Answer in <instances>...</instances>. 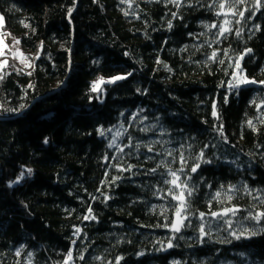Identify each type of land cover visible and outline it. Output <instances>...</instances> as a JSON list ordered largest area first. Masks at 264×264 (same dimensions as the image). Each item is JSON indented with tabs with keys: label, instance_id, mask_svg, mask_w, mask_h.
<instances>
[{
	"label": "trees",
	"instance_id": "16d2710c",
	"mask_svg": "<svg viewBox=\"0 0 264 264\" xmlns=\"http://www.w3.org/2000/svg\"><path fill=\"white\" fill-rule=\"evenodd\" d=\"M0 13L32 58L0 73V264L70 251L68 264H264V233L250 235L264 228L250 218L264 212V0H0ZM241 75L256 83L231 87Z\"/></svg>",
	"mask_w": 264,
	"mask_h": 264
},
{
	"label": "snow or ice",
	"instance_id": "6c2138e0",
	"mask_svg": "<svg viewBox=\"0 0 264 264\" xmlns=\"http://www.w3.org/2000/svg\"><path fill=\"white\" fill-rule=\"evenodd\" d=\"M121 3H126V2H129L130 3V0H120ZM171 3H174V4H179L182 2V0H170ZM225 2H227V0H225ZM245 2V0H232V3L233 5L235 4H243ZM256 3L257 5H259L261 3V0H256ZM220 8H224L225 7V3H221L220 5ZM230 10H232L230 8ZM241 16H243V12H240L239 13ZM69 15H71V10H69ZM125 15H127V13H125ZM3 16H0V25L3 24ZM225 24L229 23L228 21H225L224 22ZM27 27V25H26ZM169 28L172 27L171 23H169L168 25ZM212 27H216V25H212ZM230 29L228 28H223L221 30V35H224V33L226 32H229ZM238 36L240 35L239 32L236 33ZM16 43H19V40L15 41ZM0 43H2V41H0ZM248 52H251L252 50L251 49H248L247 50ZM2 51H0V55H2ZM216 57V53L213 52L212 53V58H215ZM39 58V57H37ZM240 59H243V56H240ZM223 61H221L222 63ZM3 65H7V61H3L2 62ZM29 67L31 66L30 64L28 65ZM167 67V66H166ZM237 68H239V64L236 65ZM169 71H171V69H169ZM29 75H31V73H28ZM128 75H131V73H128ZM127 77L126 76H115V77H112L110 78L108 81H106L107 83H114L116 81H119V80H123V79H126ZM0 79H2V77H0ZM98 83H105V80L104 78H100V80L98 81ZM247 83H256V81H249L246 77H240L239 81L237 84H233L231 85V87L233 88H239L240 84H247ZM261 84H264V81H261L260 82ZM97 88V84H94L93 85V90L95 91ZM23 107V105L21 106ZM12 111H16L15 109H13ZM215 115V112L213 113ZM249 125L251 126V121H249ZM101 135H104V132L103 130H101ZM45 143H48L47 139L44 141ZM110 147L112 146L111 144L109 145ZM149 151H152V148L149 147L148 148ZM171 154V153H169ZM203 155V153H201V156ZM206 163H210V161H205ZM200 167L199 164H195L193 167H191L190 171L195 173L197 171V169ZM28 172V174L30 175L32 173V169H27L26 170ZM151 171H155V169H152ZM171 175L173 177V179L171 181H165L166 183H171L172 185H174L175 187H182V188H187V184L186 183H178L179 181V177L177 176L176 172H171ZM24 177V172H21L20 174V177H18L17 181H14L13 183H18L20 179H22ZM189 179H191V177H189ZM11 186V185H10ZM171 191V190H170ZM192 193V190L189 189L188 190V194L191 195ZM220 194L217 193V196H219ZM174 199H177L179 201H181V203L179 204V206L177 207L176 209V212H175V215H176V222L172 224V229L176 232H179L180 231V228L182 226V222H183V219H186L187 217L186 216H183V213L185 212L186 210V204L183 202L185 200V196H184V193L183 191L180 192V194L178 196H174L173 197ZM229 199H231V197H229ZM91 211V209L89 208V212ZM233 212V214L237 211V209L233 208V209H225L224 212H223V215H227L228 212ZM213 216H219L221 215V213H218V212H213L212 213ZM201 218H203L204 216V213H201L200 214ZM264 217V212H260L258 213L257 215L255 216H250V218L254 221H256L257 223H260L261 221V218ZM92 219H95V217H91ZM249 217H245V219H248ZM85 219H89V217H85ZM79 231V229L77 230ZM201 232H203V227H201L200 229ZM245 231H248V229H245ZM261 233H264V228H261V229H256V230H252L250 232V235L251 236H256L258 234H261ZM233 235H235V233H233ZM243 235V232L241 233V236ZM241 236H236V239H240ZM73 243H75V241H73ZM168 247L171 248L173 247V245L171 244V242H169L168 244ZM84 257L83 256H80V259H83ZM72 259V253L71 251L68 253V260L65 261V264H68V261H70Z\"/></svg>",
	"mask_w": 264,
	"mask_h": 264
},
{
	"label": "rangeland",
	"instance_id": "374dc122",
	"mask_svg": "<svg viewBox=\"0 0 264 264\" xmlns=\"http://www.w3.org/2000/svg\"><path fill=\"white\" fill-rule=\"evenodd\" d=\"M0 16L2 14L0 13ZM4 18V17H3ZM3 27H4V19L3 24L0 25V51H2V55H0V73L6 70H30L32 66V58L29 57L24 50L22 49L20 43H16L17 39L10 35L3 34ZM7 61V65H3V61ZM31 65L30 67L28 65ZM240 77L239 76L238 81ZM106 82V81H105Z\"/></svg>",
	"mask_w": 264,
	"mask_h": 264
}]
</instances>
